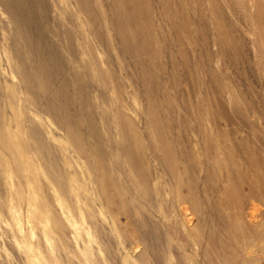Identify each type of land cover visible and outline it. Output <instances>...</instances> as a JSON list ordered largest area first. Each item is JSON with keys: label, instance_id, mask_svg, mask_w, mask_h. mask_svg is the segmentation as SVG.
I'll use <instances>...</instances> for the list:
<instances>
[{"label": "rangeland", "instance_id": "rangeland-1", "mask_svg": "<svg viewBox=\"0 0 264 264\" xmlns=\"http://www.w3.org/2000/svg\"><path fill=\"white\" fill-rule=\"evenodd\" d=\"M36 1L63 70L22 64L0 0V264H264V192L231 180L264 157V0H174L186 30L149 0L135 56L111 0Z\"/></svg>", "mask_w": 264, "mask_h": 264}, {"label": "bare ground", "instance_id": "bare-ground-1", "mask_svg": "<svg viewBox=\"0 0 264 264\" xmlns=\"http://www.w3.org/2000/svg\"><path fill=\"white\" fill-rule=\"evenodd\" d=\"M1 1L5 9H7V11L10 13L13 23L17 24L15 25L17 27L15 34L17 37L16 41L19 42L17 43L15 41L16 42L15 45L17 49L16 51L17 57L22 61L23 64L25 60L24 57L26 55L30 56L33 63L30 69L31 72L33 73V76L39 74L44 79L46 77L47 79L45 80L50 79V81H52L54 76L56 74L59 75L60 71L63 70V67L61 70V65L55 67L54 66L50 67L45 64L42 65L43 61L44 62L46 61L48 63L50 57L48 53L45 51V48L42 46L43 44L38 42L37 38H35V34L33 33V31H36L32 24L34 18L33 7L35 2L37 1L36 0H1ZM38 1L41 7V4L43 5V2H41V0ZM79 2L81 3V6L82 8H84V10L86 8L85 11L87 13L89 11V8L87 7L89 0H80ZM111 2H113L111 4L112 6L107 9V11L109 10L108 19H107L109 24V29L115 32L116 39L120 42L122 51L130 56H135L136 54H142L143 51L145 50L144 48H142L140 43L137 44V41L143 38V40L145 39V41L152 43V33L154 31V27L152 24V18L150 16L151 2L149 3V0H111ZM173 2L174 0H161L159 3L161 5L163 13L165 12L164 13L166 15L165 17H167V19L169 20H173L174 22H176L175 21L176 19L179 22V24L183 26L184 30H186L187 19L183 14L178 13V9H180L183 12L184 10H186V7L185 5L174 7ZM90 13L92 12H89V15H91ZM141 15L143 16V18L140 20L139 17ZM89 18L90 17H88V19ZM41 19H43V17H41ZM96 20L97 19L95 18V21ZM28 38L31 39L30 42ZM25 53L26 55H24ZM24 69L25 72H27L25 66ZM30 78L31 76L28 77V79ZM73 78L75 80V86L78 87L80 85V81H79L80 77L76 75ZM261 116L264 117V115ZM250 149H248L249 166L247 172L245 169H243V171H239L238 173L239 176L237 179L231 176V180L232 181L238 180L237 182L239 184L242 183L247 185L251 194L254 195L255 189H253V184L254 187L260 186V189L262 190V192H264V157L262 156L263 154L261 155L259 153V151H254L255 150L254 148L253 150ZM259 169L261 170V172L258 174L257 172L259 171ZM244 173L252 174L251 178H254V180L247 179L243 175Z\"/></svg>", "mask_w": 264, "mask_h": 264}]
</instances>
